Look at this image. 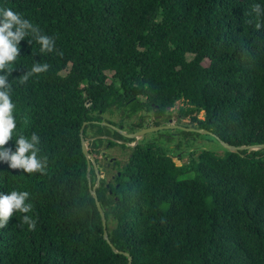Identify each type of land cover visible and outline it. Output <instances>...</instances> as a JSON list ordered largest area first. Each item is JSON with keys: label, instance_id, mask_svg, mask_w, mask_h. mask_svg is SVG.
Returning a JSON list of instances; mask_svg holds the SVG:
<instances>
[{"label": "trees", "instance_id": "1", "mask_svg": "<svg viewBox=\"0 0 264 264\" xmlns=\"http://www.w3.org/2000/svg\"><path fill=\"white\" fill-rule=\"evenodd\" d=\"M257 4L264 9V0H0L55 40L46 54L22 40L9 77L14 135L36 132L47 166L27 174L0 163V191H29L37 222L21 228L14 213L0 227V264H129L104 239L80 130L87 122L86 139H127L94 123L108 112L91 109L135 108L138 96L160 109L183 101L182 117L219 143L264 144ZM33 59L49 69L19 84ZM106 139L89 142V152L118 145ZM121 173L117 186L101 181L96 192L109 240L132 264H264V150L205 149L177 166L138 146Z\"/></svg>", "mask_w": 264, "mask_h": 264}, {"label": "clouds", "instance_id": "2", "mask_svg": "<svg viewBox=\"0 0 264 264\" xmlns=\"http://www.w3.org/2000/svg\"><path fill=\"white\" fill-rule=\"evenodd\" d=\"M253 11L257 16L264 15V9L259 4ZM27 40L39 45V53L46 54L55 51L53 37L42 34L40 28L33 24L22 13L8 6H0V163H6L10 169H22L24 173L43 174L46 171L47 158L41 154V139L36 132L30 136L14 135L17 121L14 115L15 104L12 100V80L9 77L14 69V63L20 57V42ZM47 62H33L24 75L20 76L19 84H24L32 76L46 72ZM14 138V147L5 146ZM32 211L30 193L26 190L13 188L7 192L0 191V227L9 223L14 213L22 214L18 226L27 225L28 230H34L36 220L28 215Z\"/></svg>", "mask_w": 264, "mask_h": 264}, {"label": "flooded vegetation", "instance_id": "3", "mask_svg": "<svg viewBox=\"0 0 264 264\" xmlns=\"http://www.w3.org/2000/svg\"><path fill=\"white\" fill-rule=\"evenodd\" d=\"M131 101H134L137 107L135 108H126V107L115 108L114 107V108L105 109V110L91 109L89 110V112H118L120 115V120L118 122L105 121V119L101 117V120L95 121L94 123L97 122V124H101L102 122H106L129 134H133V133L139 132L147 128H158V127H167V126H170L173 128L168 129V130H160V131L154 132L155 134L158 135V137H156L154 140H149L147 142H146L147 140V135H146L144 139L141 140L139 143H137L134 147H132V144L135 143V140L128 141L130 139H127V138H125L127 140H118V139L108 137V136H96V137L88 138L87 140H90L89 142H92L102 137L107 138L106 140H108V138H111L112 139L111 141L117 143L118 145L110 147V145L107 144L106 145L107 149L119 146V149L121 151L127 148L130 151H134L138 146H142L147 149L150 148V149L157 150L159 153L164 154L167 157L171 158L174 163H175V160H174L175 158H177L180 161H184L181 164V166L187 165L190 162V156L194 154H189L188 159H187L186 151L183 149V147L190 146V143L187 144L190 139L189 138L190 135H185L183 132L190 133L192 131H188V130H194L196 128L191 123L189 118L182 117L181 112H186L187 110L185 109H187L188 107L186 106L185 102L178 101L177 102L178 104L176 103L174 107L160 109V108H155V107H149L147 99L141 96H138L137 98H134ZM129 104L130 102H127L126 106ZM122 112H125V114ZM129 112H137V113L129 116ZM125 120L126 122L131 121L132 123L129 126H125L124 125ZM182 135L184 136V138L182 137ZM102 147L103 146L100 147V154L96 155V154L91 153L95 157V164L99 171V174L101 175L100 184H101V181H106L105 187L107 188L109 187L110 183H114L117 186V184L115 183L116 176H121L122 174L121 172L128 165V162L119 161L113 157L111 158L108 157L106 154V151L102 150ZM116 168H119L120 170L118 171L116 175H112L110 177L111 172H113ZM92 171L95 173V176H96V180H95V184H96V181L98 179V174L96 173L93 165H92L91 173ZM108 195L113 196L114 192L109 190Z\"/></svg>", "mask_w": 264, "mask_h": 264}, {"label": "water", "instance_id": "4", "mask_svg": "<svg viewBox=\"0 0 264 264\" xmlns=\"http://www.w3.org/2000/svg\"><path fill=\"white\" fill-rule=\"evenodd\" d=\"M97 123V122H96ZM88 123H84L81 130H80V137H81V145H82V151H83V154L85 155L86 157V160H87V177H88V180H89V186H90V190H91V194L93 195V197L95 198L96 200V205H97V208H98V211L101 215V218H102V223H103V227H104V239L108 242V244L110 245V247L112 248L113 252L114 253H117V254H122L124 256H126L128 259H129V264H132L133 262V258L130 256V254L128 253H123V252H119L116 247L111 243V241L109 240V237H108V232H107V221H106V217H105V212L100 204V202L98 201L97 199V188L100 186V178H101V175L99 174V171L96 167V164H95V157L89 152L88 150V146L87 144L89 143L90 140H87L85 137H84V130H85V127ZM102 126H109L111 127L112 129L116 130L117 132H119V134H121L124 138H127V139H130V140H135V143L132 144V147H134L137 143H139L141 140L144 139V137L148 134H151V133H154V132H157V131H160V130H168V129H172L173 127H170V126H167V127H158V128H147V129H143L139 132H136V133H133V134H129L111 124H108L106 122H102L101 123ZM188 131H194V132H197L199 134H207V135H210L214 138H216L217 140L218 137L216 135H214L212 132L210 131H207V130H188ZM110 140H112L111 138H108ZM222 146H224V148H226L227 150H229L230 152L232 153H240L241 151H244V150H247V151H259V150H264V144L262 145H253V146H241V147H236V146H231L225 142H222L220 141ZM92 165L94 166L95 168V171L96 173L98 174V179L96 181V184L95 185H92V182H91V170H92Z\"/></svg>", "mask_w": 264, "mask_h": 264}, {"label": "rangeland", "instance_id": "5", "mask_svg": "<svg viewBox=\"0 0 264 264\" xmlns=\"http://www.w3.org/2000/svg\"><path fill=\"white\" fill-rule=\"evenodd\" d=\"M191 58H192V56L189 55L188 59H191ZM203 65L205 67H207L209 65V60H205L203 62ZM112 74H113V72H110V71L107 72V75H108V78H109L108 82L111 81ZM102 117L105 119V121L118 122L120 120V115L117 112H112V113L108 112V113H105ZM198 118L199 119H204L205 118V112H201L200 115L198 116ZM131 123H132L131 121L126 122V120H125L124 125L125 126H129ZM156 137H158V135L155 134V133L148 134L146 142L149 141V140H154ZM182 137L184 138L183 135H182ZM189 138L190 139H189L187 144L190 143V146L189 147H183V149L186 151L187 159H188V155L189 154H194L195 156H197V154L199 152H201L202 150H205V149L214 151V152L218 153L219 155H223L227 151V149L224 148V146H222V144L219 143L214 137L209 136L207 134H198V133L197 134H193V135L190 134ZM106 145H107V143H105L103 145L102 150L106 151V154H107L108 157H110V158L113 157L116 160L128 162V159H129V156H130V153H131V151L128 148L123 150V151H121L119 149V146L107 149ZM174 160H175V164L177 166H181V164L184 162V161L178 160L177 158H175ZM119 170H120L119 168H116L113 172H111L110 177L112 175H116Z\"/></svg>", "mask_w": 264, "mask_h": 264}]
</instances>
